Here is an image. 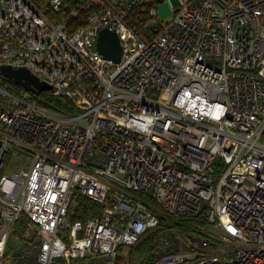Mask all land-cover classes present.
<instances>
[{
    "label": "built area",
    "instance_id": "built-area-1",
    "mask_svg": "<svg viewBox=\"0 0 264 264\" xmlns=\"http://www.w3.org/2000/svg\"><path fill=\"white\" fill-rule=\"evenodd\" d=\"M145 3L148 36L129 18ZM156 3L80 0L70 17L92 13L70 28L0 0V65L26 67L77 111L0 87V264H129L124 251L160 225L153 204L204 210L210 229L166 226L152 264H264V0H179L167 21ZM105 27L118 63L96 49ZM76 194L99 209L72 220Z\"/></svg>",
    "mask_w": 264,
    "mask_h": 264
},
{
    "label": "trees",
    "instance_id": "trees-1",
    "mask_svg": "<svg viewBox=\"0 0 264 264\" xmlns=\"http://www.w3.org/2000/svg\"><path fill=\"white\" fill-rule=\"evenodd\" d=\"M51 22H57L61 18L69 19V27L76 28L82 26L86 18L92 13V9L78 11L76 19L70 17L72 9L77 8L80 0H61V8L58 12L52 10L44 0H30ZM191 5L195 4L197 0H187ZM154 3H145L139 5L136 10L130 13V22H132L135 28L144 35H152L155 25H150L149 10ZM148 28H151L150 31ZM156 28V27H155ZM0 87L11 91L13 93H19L24 89L11 80H8L0 75ZM27 92V91H26ZM30 98L34 100L38 105L45 109L58 112L62 115H74L77 113L74 106L66 99L56 98L52 95L50 90L40 91L37 93H29ZM74 212L70 214L72 220H84L90 214H94L100 207L96 202L88 199L85 196L76 194L74 197ZM152 211L156 214L159 220L158 228L146 232L139 242L132 248L127 250L128 261L130 259L138 260V264H152L157 259V254L153 248V242L158 236L159 232L166 226H173L177 232L183 234H199V232L207 225V219L205 211H200L195 216H179L168 214L163 212L155 204L152 206ZM22 224L18 222L12 235L20 236L22 234Z\"/></svg>",
    "mask_w": 264,
    "mask_h": 264
},
{
    "label": "water",
    "instance_id": "water-1",
    "mask_svg": "<svg viewBox=\"0 0 264 264\" xmlns=\"http://www.w3.org/2000/svg\"><path fill=\"white\" fill-rule=\"evenodd\" d=\"M156 2H161V0H156ZM96 49L103 58L110 59L115 63L119 62L121 46L114 30L107 27L99 30L96 39ZM0 75L11 80L14 84L22 87L29 93L35 94L51 89V86L47 82L40 80L26 67L0 65ZM120 257V254L116 255L117 259H120Z\"/></svg>",
    "mask_w": 264,
    "mask_h": 264
},
{
    "label": "rangeland",
    "instance_id": "rangeland-1",
    "mask_svg": "<svg viewBox=\"0 0 264 264\" xmlns=\"http://www.w3.org/2000/svg\"><path fill=\"white\" fill-rule=\"evenodd\" d=\"M179 0H163L161 2H157L156 3V9L158 12V19L162 20V21H167L169 19L172 18L173 16V10L176 9L179 6ZM16 155H22L23 157L26 156V154H24L21 151L16 150ZM74 205V204H73ZM209 227L206 225L200 232L199 234H183L180 232H177L178 235L180 236V238H184V235H191L194 237H200L203 233H206L207 231H209ZM13 240V238H10V242ZM124 254L126 256L127 254V250L124 251ZM129 264H138V260H133L130 259L128 261Z\"/></svg>",
    "mask_w": 264,
    "mask_h": 264
}]
</instances>
